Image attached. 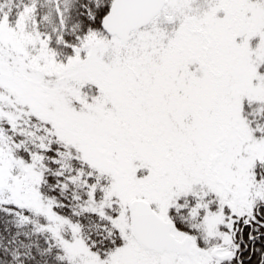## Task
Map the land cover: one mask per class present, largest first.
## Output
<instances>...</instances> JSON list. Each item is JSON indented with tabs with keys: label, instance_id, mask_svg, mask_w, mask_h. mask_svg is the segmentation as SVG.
<instances>
[{
	"label": "snow or ice",
	"instance_id": "1",
	"mask_svg": "<svg viewBox=\"0 0 264 264\" xmlns=\"http://www.w3.org/2000/svg\"><path fill=\"white\" fill-rule=\"evenodd\" d=\"M0 264H264V0H0Z\"/></svg>",
	"mask_w": 264,
	"mask_h": 264
}]
</instances>
